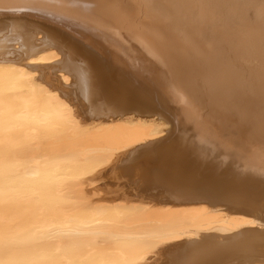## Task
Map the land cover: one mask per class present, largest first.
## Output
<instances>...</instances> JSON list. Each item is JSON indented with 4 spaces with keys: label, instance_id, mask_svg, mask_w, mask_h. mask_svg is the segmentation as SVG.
I'll return each instance as SVG.
<instances>
[{
    "label": "bare ground",
    "instance_id": "obj_1",
    "mask_svg": "<svg viewBox=\"0 0 264 264\" xmlns=\"http://www.w3.org/2000/svg\"><path fill=\"white\" fill-rule=\"evenodd\" d=\"M0 264H264V0H0Z\"/></svg>",
    "mask_w": 264,
    "mask_h": 264
},
{
    "label": "rangeland",
    "instance_id": "obj_2",
    "mask_svg": "<svg viewBox=\"0 0 264 264\" xmlns=\"http://www.w3.org/2000/svg\"><path fill=\"white\" fill-rule=\"evenodd\" d=\"M50 71H53V69H51L50 68ZM137 154V155H136ZM135 155H132V156H130V155H122L120 158L121 159H123L124 158V156L126 157V165H124L125 163H124V161L123 160H121V159H119V160H117V162H115L114 163V166H112V167H114V168H110V169H107L103 174H102V179L101 180H104L105 178H107V179H105L104 181H99V182H93L91 185L89 184V185H87V189H89L91 192L93 191V192H95V193H97V195L99 194V196L100 195H102L103 193H106V192H108L109 190H111V189H113V190H116V189H120V186L121 185H117V181H118V184L119 183H122V184H124L125 185V187H124V185H122L123 187H122V189H124V188H126V186H130V187H132L131 185L132 184H134V186H136L135 185V183H133V180L134 179H139L140 181L141 180H144L142 177H144L145 178V175H143V173L144 172H142V171H140V169L139 168H141L140 167V165H141V163L143 162L141 159H143V158H141V154L140 153H136ZM137 157V159H136V161H135V157ZM140 156V157H139ZM132 157H134V159H131ZM140 158V159H139ZM125 160V159H124ZM130 160H132L131 162H130ZM138 160H140V161H138ZM120 161V162H119ZM128 161H129V164H132L131 165V168H132V170L130 169V167L127 169V167L129 166L128 165ZM121 162H123V163H121ZM134 162H135V164H134ZM140 162V163H139ZM117 163V164H116ZM120 163V165H118ZM123 164V166L125 167H117V166H121ZM137 165V166H134V165ZM138 164H140V165H138ZM139 169V170H137V168ZM118 168H120V169H122L121 171H120V169H118ZM135 168V169H134ZM112 169V170H111ZM115 169H117L119 172H116L117 170H115ZM143 169H145V168H143ZM111 170V171H110ZM132 171V175H133V177H132V175H129L130 174V171ZM133 170H135L134 172H133ZM116 172V174H115V172ZM126 171H128L129 173H127ZM140 171V172H139ZM111 172V173H110ZM113 172H114V174H113ZM136 172V173H135ZM117 173H118V175H117ZM126 173V174H125ZM134 173H135V177H134ZM110 174H111V176H110ZM139 175V177L140 178H138L137 176ZM142 174V175H141ZM145 174V173H144ZM116 177H115V176ZM122 175V176H121ZM127 175V176H126ZM131 176L132 178H133V180H132V178L131 177H129V176ZM141 175V176H140ZM109 176V177H108ZM112 176H113V178H112ZM118 176H119V178H120V180L118 179ZM122 177V178H121ZM126 178V181H125V178ZM104 178V179H103ZM113 180H112V179ZM118 180H117V179ZM127 178H129V180H130V178H131V180L129 181ZM108 182H107V181ZM116 182V184H115V182ZM122 181V182H121ZM124 181V182H123ZM126 182H128V183H126ZM129 182H131L130 184H129ZM102 184H103V186H102ZM126 184H128V185H126ZM108 185V186H107ZM113 185V186H112ZM115 185H117V186H115ZM88 186H89V188H88ZM92 188H91V187ZM101 186H102V188H101ZM109 186H110V189H109ZM133 186V187H134ZM104 187V188H103ZM114 187H116L115 189H114ZM130 187H128V189H131ZM127 189V190H128ZM132 189H134V188H132ZM106 191V192H105Z\"/></svg>",
    "mask_w": 264,
    "mask_h": 264
}]
</instances>
